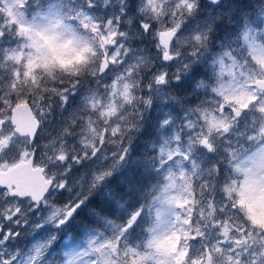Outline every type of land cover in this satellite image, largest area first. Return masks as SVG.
I'll list each match as a JSON object with an SVG mask.
<instances>
[{
  "label": "snow or ice",
  "instance_id": "1",
  "mask_svg": "<svg viewBox=\"0 0 264 264\" xmlns=\"http://www.w3.org/2000/svg\"><path fill=\"white\" fill-rule=\"evenodd\" d=\"M0 264H264V0H0Z\"/></svg>",
  "mask_w": 264,
  "mask_h": 264
}]
</instances>
